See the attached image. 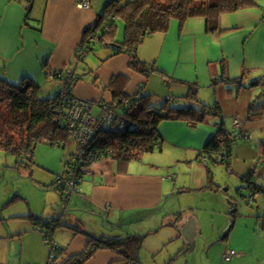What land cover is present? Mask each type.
I'll list each match as a JSON object with an SVG mask.
<instances>
[{
    "label": "crops",
    "instance_id": "crops-1",
    "mask_svg": "<svg viewBox=\"0 0 264 264\" xmlns=\"http://www.w3.org/2000/svg\"><path fill=\"white\" fill-rule=\"evenodd\" d=\"M79 1L0 0V76L13 84L30 80L38 89L52 78L62 86L60 72L69 70L77 76V72L70 67L74 62L75 50L83 40L86 29L96 21V13L98 17L107 3V0H90V7L82 8ZM100 5L101 9L97 12ZM121 33V28L116 29L109 41H122ZM92 36L88 34L86 37ZM107 50L105 67L107 65L109 70H100L93 82L96 83L101 77L104 84H109L114 76L123 73L129 79L126 88L128 94L149 92L150 104L155 107L166 102L179 107L206 106L205 121L196 125H191L185 119L163 121L158 129L162 144L157 148L161 152L157 156L152 151L153 158L142 155L125 165L110 157L94 160L77 185L79 195L76 196L75 192L68 203L52 184L55 177L51 182L32 183L27 194L20 189L5 194L0 204L15 193L6 203L10 205L25 201L30 204L34 201L42 204L43 208L42 211L33 207L26 212L13 211L9 217L21 221L13 219L9 223L0 213V264H11L10 255L14 247H18L19 243L24 247L27 240L36 238L33 234L27 239L23 237L31 231L37 234L40 230L44 241V234L52 231L54 243L66 248L67 255L82 252L88 244L85 232H91L93 227L82 217L72 214L70 211L73 208L90 209L96 216L106 213L114 221L115 228L121 227L127 220L150 219L155 212L156 216L159 214L162 218V226L173 227L176 236H183L181 227L185 228L186 223L181 220L184 214L181 201L172 200L169 205V198L192 190L202 194L220 186L210 166L211 162L221 163L211 158L218 153L211 156L204 151L206 144L220 129L234 135L229 165L225 160L222 164H226L230 172L236 173L242 180L252 169L256 170L251 183L247 181L248 185H245L251 189L249 204L256 200L255 192L264 190V185L255 180L258 174L264 177V1L247 5L231 14L223 13L220 30L214 32L206 31L203 16H195L182 25L178 20H173L168 31L148 35L139 45L137 54L142 60L154 62L165 73L153 71L145 76L130 68L129 53L122 52L110 57L109 48ZM68 63L70 65L65 67ZM81 80L75 77L73 92L76 97L90 102L103 100L101 103L111 100V95H103L99 84V87L95 84L90 87V82ZM254 100H263V107L256 113H252ZM235 120L239 121L238 127H235ZM67 140H59L56 144L65 145ZM205 155L208 156L206 162L202 160ZM162 159L166 161L165 164L160 163ZM2 165L1 183L5 182L7 173V164ZM19 168L27 174L25 166ZM182 171L186 176H182ZM11 180L12 176L9 183ZM46 191H51L54 196L48 192L46 194ZM237 212L238 209L232 210L234 216ZM30 214L42 220L62 221L67 225L59 227L70 230H65L62 237L57 236L58 241L54 236L58 227L49 228L44 223L34 222L27 217ZM105 222L102 218V223ZM258 223L263 228L260 219ZM194 228L195 236L199 231L197 222ZM105 232L94 234L113 237L131 234L114 231V235H110ZM227 237L228 234L224 238ZM230 250L235 251L230 260L233 261L237 251ZM121 258L112 249H101L87 264H123ZM31 260H26V264H39ZM49 261L50 258L46 264Z\"/></svg>",
    "mask_w": 264,
    "mask_h": 264
},
{
    "label": "trees",
    "instance_id": "trees-1",
    "mask_svg": "<svg viewBox=\"0 0 264 264\" xmlns=\"http://www.w3.org/2000/svg\"><path fill=\"white\" fill-rule=\"evenodd\" d=\"M257 0H107L104 11L98 15L92 26L85 31L84 38L75 50V57L83 60L87 53L94 50L99 41L110 50V57L122 52L131 56L130 68L148 76L151 72L165 73L154 62L142 60L137 49L144 39L156 32H166L173 20L182 25L188 18L203 16L207 32L220 30V17L223 13L237 11L247 5L256 4ZM30 6L28 7V9ZM29 14V13H28ZM118 18L124 23V39L109 41L118 27ZM27 23V22H26ZM97 35V40L86 37ZM105 60V59H104ZM75 71V70H74ZM81 74L77 75L81 78ZM98 78V77H97ZM128 77L121 73L114 76L109 84H104V91H109V104L118 114H123L127 124L121 129L97 130L94 136L87 140L81 159L76 152L67 160L63 173L56 174L68 181L80 182L87 172L88 166L94 160L110 157L125 165L131 160L139 159L145 152H152L162 144L159 125L165 120L185 119L191 125L205 121L207 107L172 105L170 102L155 107L150 104V93L128 94L126 88ZM255 83V82H254ZM37 86L30 80H22L13 84L0 76V148L19 158L18 167H32L35 164L33 153L41 141L56 144L59 140H67L72 133L63 122L64 111L61 103V90L50 97H40ZM71 93L73 87L70 86ZM75 95V94H74ZM263 100H254L252 113L261 110ZM261 112H259L260 114ZM233 132L220 129L204 147L209 154L225 151L224 161L227 165L231 155ZM264 142V141H263ZM64 143V142H63ZM61 145V144H60ZM25 158L27 160H25ZM215 159V157H211ZM29 161V162H28ZM217 161V160H216ZM32 169V168H30ZM256 170L252 169L243 176L251 183ZM61 195H64L66 185L58 183L56 178L52 183ZM27 217L49 228H57L64 224L59 220L48 221L30 214ZM258 219L264 228V213L258 214ZM52 231L45 235L49 246L48 264H87L101 249H112L121 255L123 264H140V251L143 247L144 235L130 234L125 237L108 235L97 236L87 233V247L77 254L67 255V249L54 243ZM47 239L48 242H47ZM52 245V247H51Z\"/></svg>",
    "mask_w": 264,
    "mask_h": 264
},
{
    "label": "rangeland",
    "instance_id": "rangeland-1",
    "mask_svg": "<svg viewBox=\"0 0 264 264\" xmlns=\"http://www.w3.org/2000/svg\"><path fill=\"white\" fill-rule=\"evenodd\" d=\"M261 1L264 0H257L259 3ZM100 9L101 5L97 12ZM233 12H230V14ZM95 16L98 18L97 13ZM118 28H121L122 32V38L120 39H124V23L122 18H118ZM108 53L109 51L104 45L95 44L94 50L87 53L83 60L77 59L74 56V62L71 65L68 63L65 67L70 65L77 72L76 74L82 75L81 78L84 82H90V87H92L91 84L99 87V84L103 95L108 97L110 94L109 91H104L102 78H98L96 83L93 82L100 70L102 71L106 68L105 72H108L109 67L107 68V65L105 67L106 61L104 60L108 57ZM97 87L94 89L98 90ZM61 88V83L57 85L56 79L52 78L46 85L38 89V95L40 97H50L55 95ZM153 99L157 100L156 97H153ZM101 102L103 100L93 101L92 113L95 116L99 115L102 110ZM76 150L77 144L71 136H69L65 145L41 141L36 144L33 153L35 164L30 167L32 169L25 167L28 171L25 174V172L21 171V168H16V161L19 159L17 155L9 154L6 150L0 148V167L4 168L2 164H7L6 180L5 182H0V199L5 194L19 189L27 194L30 191V187H32V183H44L46 180L51 182L55 177V173L64 172L66 169L65 160L70 158ZM153 152L158 156L161 149L157 148ZM153 152H145L143 155L153 158ZM25 160L27 159L25 158ZM160 163L165 164L166 161L162 159ZM210 166L216 176V183L220 185L217 186V189L215 188L214 191L202 194L192 190L178 193L169 198V205L172 200L175 202L181 201L183 207L182 213H184L181 220H184L186 223L185 228L181 227L183 236H176L173 233L174 231H172L175 230L173 227L162 226V218L159 217V214L156 216L155 212L150 219H135L133 222L127 220L120 225L121 227H118L120 229L114 227V221H111L106 213L103 216L101 214L96 216L93 215L90 209L76 210V208H73V212H70L79 218L82 217L87 224L94 228H91V230L88 228L91 231L89 233L99 234L106 231L105 233L114 235L113 232L117 231L124 235L130 233L144 235L143 247L140 251V264H264V229L261 228L257 218V213H264V190L255 192L254 197L256 200L249 204L251 189L245 186L248 185L247 181L242 180L236 173L230 172L226 164L211 162ZM174 172L176 173V170ZM1 175L2 172L0 173V177ZM31 175H33L31 177L32 180L30 179ZM10 176H12V180L9 183ZM182 176H186L183 171ZM255 180L264 185L262 174H258ZM20 186H23V188H19ZM47 192L50 195L53 194L51 191H46V194ZM14 194L12 193L10 196H7L8 198H5V202H1L0 204V206L2 205L0 213L8 223L14 219L9 217L13 211L26 212V210H29V207L42 211L43 205H39L34 201L30 204L25 201L10 205L6 203ZM77 195H79L78 192H76ZM235 209H238L236 216L232 213V210ZM102 218L105 219L106 225L102 223ZM14 220L21 221V219ZM94 220L97 221L94 222ZM195 222L199 226V231L194 236V232H196L194 228ZM23 224L26 225V223ZM32 227L34 226L32 225ZM65 230L70 229L67 227L57 228L54 236H56L58 241L60 240L57 236L62 237ZM32 232L34 231L24 234L23 237L27 239V237L33 234L36 238L27 240L24 247L21 246V243H19L18 247H14L10 255L11 264H26L25 261L28 259H34L39 264H46L49 259V246L46 245L43 233L40 230L37 234ZM227 234L228 237L224 238ZM31 246L32 249H30ZM227 249H235L237 251L233 261H224L223 254ZM30 263L33 264L35 262Z\"/></svg>",
    "mask_w": 264,
    "mask_h": 264
},
{
    "label": "built area",
    "instance_id": "built-area-1",
    "mask_svg": "<svg viewBox=\"0 0 264 264\" xmlns=\"http://www.w3.org/2000/svg\"><path fill=\"white\" fill-rule=\"evenodd\" d=\"M79 6L82 8L90 7V0H80ZM99 38L97 35H93L90 39ZM62 77V90H61V103L64 111L62 114L63 122L67 129L72 133L73 138L77 144L76 154L79 159L83 156L84 149L87 147V140L89 137L94 136L99 129H121L126 124V118L123 114H118L109 104L101 103L102 110L99 115L95 116L92 113L93 102L81 100L76 97L70 91V86L74 88L75 74L72 71L60 72ZM239 126V121L235 120V127ZM226 158L225 151L218 153L215 156V160L219 161ZM208 156H204L202 160L206 162ZM226 161V160H225ZM58 183H64L66 188L64 189V195H70L78 190V182L74 180L68 181L65 176H55ZM49 239H47L48 242ZM52 247V245H51ZM235 254L234 250H227L223 255L224 261L228 262ZM50 260L53 258V253L50 254Z\"/></svg>",
    "mask_w": 264,
    "mask_h": 264
},
{
    "label": "water",
    "instance_id": "water-1",
    "mask_svg": "<svg viewBox=\"0 0 264 264\" xmlns=\"http://www.w3.org/2000/svg\"><path fill=\"white\" fill-rule=\"evenodd\" d=\"M87 173V172H86ZM85 173V174H86ZM75 193V192H74ZM74 193H72V194H70V195H61L62 196V199L66 202V203H68V202H70L71 201V199H72V196H74Z\"/></svg>",
    "mask_w": 264,
    "mask_h": 264
}]
</instances>
